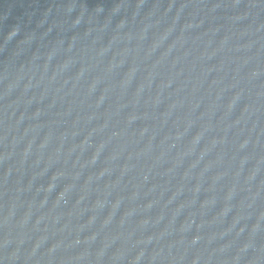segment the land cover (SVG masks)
Returning <instances> with one entry per match:
<instances>
[{
	"label": "water",
	"instance_id": "95a60500",
	"mask_svg": "<svg viewBox=\"0 0 264 264\" xmlns=\"http://www.w3.org/2000/svg\"><path fill=\"white\" fill-rule=\"evenodd\" d=\"M258 0H0V264H218Z\"/></svg>",
	"mask_w": 264,
	"mask_h": 264
}]
</instances>
